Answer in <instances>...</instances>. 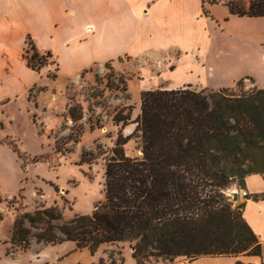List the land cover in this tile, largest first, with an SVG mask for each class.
<instances>
[{
  "label": "trees",
  "instance_id": "obj_1",
  "mask_svg": "<svg viewBox=\"0 0 264 264\" xmlns=\"http://www.w3.org/2000/svg\"><path fill=\"white\" fill-rule=\"evenodd\" d=\"M206 2L217 0H202L209 14ZM225 3L233 14L264 16V0ZM26 44L27 65L40 71L51 53H39L30 36ZM240 82L217 89L188 85L143 91L133 121L141 154H126L131 134L120 132L105 164L104 200L91 213L68 220L56 207L23 213L14 221L6 255L30 247L25 222L40 227L34 234L38 241H73L92 253L103 244L128 241L137 264L260 255L261 242L242 214L245 202L235 212L225 195L232 182L245 188L248 174L264 173V88L243 90ZM89 160L83 154L81 161Z\"/></svg>",
  "mask_w": 264,
  "mask_h": 264
},
{
  "label": "rangeland",
  "instance_id": "obj_2",
  "mask_svg": "<svg viewBox=\"0 0 264 264\" xmlns=\"http://www.w3.org/2000/svg\"><path fill=\"white\" fill-rule=\"evenodd\" d=\"M237 29L234 25L230 27L226 33L229 41L224 44L223 57L230 69L241 66L250 54L256 60L263 54L264 61V44L252 45V48L236 44ZM261 36L264 40L263 31ZM122 45L113 52V58L126 50L134 51L132 42ZM56 49L59 64L52 56H45L44 66H48V71L26 75L36 84L26 95L20 94L16 100L6 102L3 111L0 110V257H4L6 248L10 247L8 241L14 221L23 213L56 207L62 220L91 213L104 200L105 164L119 133L131 134L124 145L126 154H141L140 138L134 133L136 123L133 121L141 112L142 92L192 84L188 82L191 74L188 66L179 63L175 53L173 58H165L162 53L142 57L123 55L93 65L88 49L86 59L80 64L70 63L66 49L60 44ZM14 63L15 70L22 73L19 61L14 59ZM80 66L84 69L75 74ZM258 70L264 75L263 65ZM239 80L243 90L258 87L250 76ZM196 81L192 88L197 90L218 88L203 87ZM119 118L122 119L119 121ZM83 154L90 160L81 161ZM242 189L235 181L225 190L231 209L238 213L241 212L238 205L243 202ZM25 226L31 234L30 247L25 250L16 247L15 253L9 256L23 255L17 259L20 263L35 264V253L48 248L46 256L54 258L58 254V264H137L128 241L106 243L92 253L73 241L55 245L38 241L34 234L41 231L40 227L27 222ZM179 259L188 264L191 261L188 257Z\"/></svg>",
  "mask_w": 264,
  "mask_h": 264
},
{
  "label": "crops",
  "instance_id": "obj_3",
  "mask_svg": "<svg viewBox=\"0 0 264 264\" xmlns=\"http://www.w3.org/2000/svg\"><path fill=\"white\" fill-rule=\"evenodd\" d=\"M240 1L248 4V0ZM225 2H206L209 14H205L202 0H0V110L3 111L6 102L16 100L20 94L26 95L36 84L26 75L48 71V66L36 71L27 65L24 58L27 36L39 53L50 52L55 63L60 57L56 49L59 44L73 64L84 62L88 50L93 65L123 55L142 57L162 53L165 58H173L175 53L179 63L188 66L191 72L188 82L192 84L197 80L203 87H228L250 76L258 87L264 88V75L258 70L264 66L263 54L257 60L247 55L242 65L233 70L223 57L224 44L229 41L226 33L233 25L238 28L236 44L243 43L248 48L264 44L261 36L264 16L233 14ZM126 42H132L134 51L126 50L113 58V52ZM97 57L103 60L97 62ZM14 59L19 61L22 73L15 70ZM82 69L83 66L76 68L75 74ZM243 189L248 196L243 197L242 214L261 242V254L206 255L189 264L201 261L264 264V198H253L254 194L264 193V173L248 174ZM47 250L43 248L35 253V264L59 263L58 254L55 259L49 258ZM21 257L11 258L5 250L0 264H24L17 261Z\"/></svg>",
  "mask_w": 264,
  "mask_h": 264
},
{
  "label": "built area",
  "instance_id": "obj_4",
  "mask_svg": "<svg viewBox=\"0 0 264 264\" xmlns=\"http://www.w3.org/2000/svg\"><path fill=\"white\" fill-rule=\"evenodd\" d=\"M241 195H242L243 197H246V196L248 195V193L246 192L245 189H242V190H241Z\"/></svg>",
  "mask_w": 264,
  "mask_h": 264
},
{
  "label": "water",
  "instance_id": "obj_5",
  "mask_svg": "<svg viewBox=\"0 0 264 264\" xmlns=\"http://www.w3.org/2000/svg\"><path fill=\"white\" fill-rule=\"evenodd\" d=\"M233 194H234V198L236 199V198H237V193H236V192H234Z\"/></svg>",
  "mask_w": 264,
  "mask_h": 264
}]
</instances>
